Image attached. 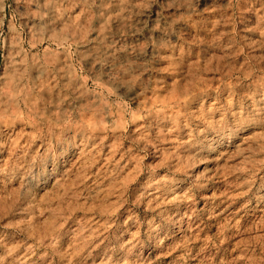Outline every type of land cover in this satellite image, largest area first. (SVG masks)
I'll return each instance as SVG.
<instances>
[{"label":"rangeland","instance_id":"374dc122","mask_svg":"<svg viewBox=\"0 0 264 264\" xmlns=\"http://www.w3.org/2000/svg\"><path fill=\"white\" fill-rule=\"evenodd\" d=\"M0 264H264V0H0Z\"/></svg>","mask_w":264,"mask_h":264}]
</instances>
